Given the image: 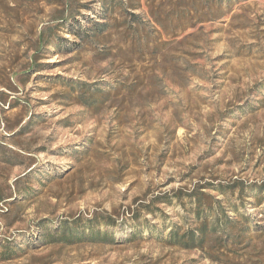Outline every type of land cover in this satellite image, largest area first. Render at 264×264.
Wrapping results in <instances>:
<instances>
[{"label":"rangeland","instance_id":"obj_1","mask_svg":"<svg viewBox=\"0 0 264 264\" xmlns=\"http://www.w3.org/2000/svg\"><path fill=\"white\" fill-rule=\"evenodd\" d=\"M123 1L0 0V264H264V0Z\"/></svg>","mask_w":264,"mask_h":264},{"label":"trees","instance_id":"obj_2","mask_svg":"<svg viewBox=\"0 0 264 264\" xmlns=\"http://www.w3.org/2000/svg\"><path fill=\"white\" fill-rule=\"evenodd\" d=\"M123 4H126L123 0H122ZM219 5H217V8L215 9L216 13H222V11L225 9L223 8V4L222 3H218ZM109 6L112 7V2L109 3ZM103 24V23H102ZM96 25H99V23ZM160 25V24H159ZM103 26L107 27V24H103ZM162 26V25H161ZM144 31V28H141V31H135L131 34L132 38L130 40L129 43V48L130 49H135L138 51L137 54V60L135 61H139L144 59L148 54L151 55V59L153 61L158 60L159 56H158V48H159V43L157 42H153L150 37L146 36V35H142L139 32ZM86 32V31H85ZM99 32L101 33H106L105 29L100 30ZM73 34H75V32H71ZM77 35V34H76ZM80 35V34H78ZM99 34H96L94 37L97 39ZM81 36V35H80ZM123 48H119V50L122 51ZM146 59V58H145ZM126 84V82H122V85ZM104 90V89H103ZM255 192L257 193V198L260 200V203H262L263 200V195H264V191L261 190V188H255L254 189ZM204 193H198L197 195L195 194H191L190 197L194 198L196 201V207L195 210L198 211V215H201V213L204 214V197H203ZM201 212V213H200ZM218 227H219V221L216 218L215 220L209 221L207 219H201L199 222V225L196 226L195 228H187L186 230H184L183 232H181L180 229H175L171 235V241L174 245H179L182 246L184 248H199V247H204L205 243H207V239L210 235V233L214 232L217 233L218 232ZM230 234V233H229ZM231 237V234L230 236ZM243 236H241V234H237L236 239L237 238H242ZM249 244V245H248ZM247 247H250V242H248Z\"/></svg>","mask_w":264,"mask_h":264}]
</instances>
